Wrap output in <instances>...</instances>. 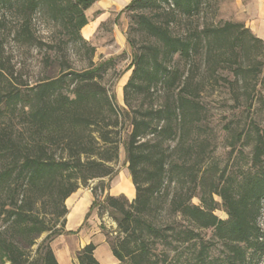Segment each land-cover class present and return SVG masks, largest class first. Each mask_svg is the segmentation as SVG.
<instances>
[{
	"label": "trees",
	"instance_id": "1",
	"mask_svg": "<svg viewBox=\"0 0 264 264\" xmlns=\"http://www.w3.org/2000/svg\"><path fill=\"white\" fill-rule=\"evenodd\" d=\"M99 1L0 0L20 15V43L34 42L47 53L72 48L88 59L81 71L59 60L56 77L24 89L5 78L0 61V79L8 83L0 84V109L11 113L10 125L0 126V264H58L51 243L67 234L65 221L54 231L34 225L27 195L50 192L61 208L59 221L67 215L65 201L92 180L99 183L91 189L90 212L98 207L99 217L107 213L116 223L108 245L118 264H263L264 127L251 118L241 129L236 120L226 122L229 159L221 164L201 90L173 62L189 61L201 49H228L234 82L244 83L252 72L241 60L264 41L239 23L180 30L182 19L200 14L203 0H133L123 11L147 42L137 48L127 38L133 58L121 109L102 84L113 60L94 65L95 49L81 35L85 12ZM34 21L50 37L35 38ZM262 67L254 75L264 76ZM121 147L135 191L130 203L109 195L102 182L115 176ZM218 208L225 220L215 215ZM94 250L83 247L77 264H99Z\"/></svg>",
	"mask_w": 264,
	"mask_h": 264
},
{
	"label": "rangeland",
	"instance_id": "2",
	"mask_svg": "<svg viewBox=\"0 0 264 264\" xmlns=\"http://www.w3.org/2000/svg\"><path fill=\"white\" fill-rule=\"evenodd\" d=\"M131 1L133 0H100L85 12L88 25L81 31L83 40L95 49L91 59L94 65L113 60L103 75L102 84L114 96L115 104L121 109L125 108L123 87L131 75L130 67L133 58L127 38L132 39L137 48L147 42L146 37L136 31L133 15L123 11ZM202 2L200 14L192 19H182L179 24L180 30L189 26L201 30L203 27L222 26L226 22L244 25L241 10L246 4L245 0H203ZM3 18L6 25L3 28L0 27V61L5 68L3 72L5 78L15 87L24 89L34 86L40 80L56 77L60 70L59 60L66 61L74 71H81L88 67L87 55L83 51L77 52L68 48L63 53H47L44 49L38 48L34 42L32 45L20 43V38L16 37L22 21L20 15L14 10L0 6V20ZM33 31L37 39L50 37L49 29L40 21H34ZM218 53L224 55L219 56ZM232 56L233 53L228 49L224 52L214 53H207L205 49H201L189 61L176 57L173 62L183 78L189 77L188 80L192 87L197 86L201 90L199 99L208 112L210 127L217 144L214 156L221 164L229 159V149L227 148L229 136L223 130L226 122L236 120L238 125L236 124L235 127L241 129L244 123L251 118L264 127V76L262 74L254 75V68H258L260 65H263L262 69L264 68V45H255L249 55L241 60L242 67L252 72L244 83L236 84L234 82L232 69L225 62ZM0 84L2 88L8 86V83L1 79ZM251 100L252 107L249 110L247 104ZM10 118L9 110L0 109V126H9ZM14 123L17 124L16 121ZM128 131L129 128L125 132ZM248 150V148H244L245 152ZM112 168L115 173L112 180L110 182L107 178L102 180L108 187L106 192L113 197H124L130 203L134 197L129 196L128 184H132V182L122 147L119 151L118 161L112 164ZM98 183L99 180H92L79 189L91 192V189ZM99 194L98 188L97 195L99 196ZM3 197L4 195L0 192V198L3 199ZM51 198L50 192L28 193L27 195L32 214L31 222L36 226L38 224V226L52 228L54 231L61 228V222L63 219L65 221L67 215L56 221L55 216L60 213L61 208ZM20 199L22 200V196ZM216 201L220 202L218 199ZM192 203L198 205L199 200L195 198ZM64 206L67 210L66 202ZM92 211L98 220L96 229L105 237L106 242L115 239L117 236L115 233L116 223L112 218L107 213L99 217L98 207ZM215 215L221 220H225L227 217L222 208H218ZM90 216L91 214L87 217L88 220H90ZM261 222H264V215ZM84 227L92 231L89 224H85ZM49 233H44L36 243H40ZM203 234L206 238L211 236L209 231ZM57 239L60 238H54V240ZM64 241L72 246L71 262L73 264V259L76 260L79 237L77 234L64 235ZM35 248L36 246H33L31 249Z\"/></svg>",
	"mask_w": 264,
	"mask_h": 264
},
{
	"label": "crops",
	"instance_id": "3",
	"mask_svg": "<svg viewBox=\"0 0 264 264\" xmlns=\"http://www.w3.org/2000/svg\"><path fill=\"white\" fill-rule=\"evenodd\" d=\"M246 4L242 7L243 22L246 28L250 30L252 35L257 39L264 41V0H245ZM129 196L134 197V189L131 183L128 184ZM67 216L65 219L64 232L65 235L77 234L79 237V245L77 253L86 245L92 244L95 246L93 252L94 258L99 264H118V261L112 255L110 246L97 229V216L94 211L90 212L93 203V196L90 191L78 189L66 201ZM90 212V220L87 219V214ZM85 224H89V229H85ZM59 240H54L51 243V249L58 264H72L71 250L72 246L66 244L64 235L59 236ZM73 264L77 261L73 259Z\"/></svg>",
	"mask_w": 264,
	"mask_h": 264
}]
</instances>
